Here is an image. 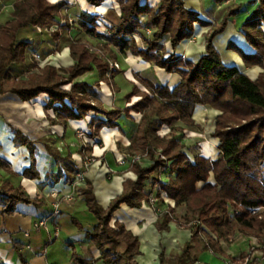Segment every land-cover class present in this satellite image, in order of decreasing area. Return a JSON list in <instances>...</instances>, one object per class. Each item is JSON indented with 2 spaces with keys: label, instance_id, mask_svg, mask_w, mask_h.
I'll return each instance as SVG.
<instances>
[{
  "label": "trees",
  "instance_id": "obj_1",
  "mask_svg": "<svg viewBox=\"0 0 264 264\" xmlns=\"http://www.w3.org/2000/svg\"><path fill=\"white\" fill-rule=\"evenodd\" d=\"M104 1L87 0L94 6ZM114 1L121 9L117 24L108 23L100 14L80 11L78 26L106 41L105 51H93L87 43L70 40L71 54L77 62L69 72L51 64L39 68L34 63L33 67L39 71L33 72L23 68L30 65L29 51L36 50L43 56L53 50L48 44L47 49L34 48L35 41L29 39L34 31L39 35L49 33L51 44H58L67 32L78 27L70 23L69 13L65 12L71 6L67 0H16L12 18L0 27V96L33 102L47 94L49 98L43 106L55 113L54 118H50L51 123L67 130L70 121H85L90 116L88 126L92 131L88 135L93 140L106 128L124 129L123 119L135 122L136 115L144 117L137 125L128 150L133 156L147 153L151 163L134 159L130 166L134 175L123 180L122 191L108 205L101 203L94 181L85 178L87 185L82 189V196L96 223L87 229L73 217L74 224L90 240L88 254L80 256L75 252L74 262L95 264L90 247L96 246L102 252L100 259L106 264H139L137 257L142 254L139 236L120 221L112 225L114 213L123 204L132 208L148 204L160 210L157 226L161 232L174 221L192 230L194 240L203 243L202 251L212 250L232 260L245 261L252 252L237 258L228 255L221 244V240L230 243L241 235L262 241L263 246L257 250L264 256V71L257 79H252L239 67L226 64L215 45V39L245 9L244 5L233 3L220 22L213 24L198 11L189 9L185 0H158L156 4L150 0ZM3 3L0 0V13ZM249 4L254 9L242 23L240 32L256 52H246L235 41H230L228 48L237 52L247 67L264 69V0H251ZM100 24L106 30L101 31ZM197 24L212 27L206 36V52L194 61L179 54L178 48L195 35ZM55 26L58 29L50 31ZM114 50H119V54L131 52L168 76L178 73L181 80L170 87L169 83L157 84L136 72L137 80L147 90L134 82L125 94L126 104L109 109L94 100L95 85L80 78L97 73L100 80L96 86L107 82L114 92H121V88H117V77L124 70L111 68L114 61L107 57ZM135 96L140 98L133 102ZM200 105L221 111L213 133L219 139L218 157L214 160L203 154L192 159L183 150L185 144L179 143L175 136L161 134L164 126L178 120L192 125ZM155 115L160 117L161 124L150 118ZM10 126L15 132L16 144L27 147L30 152L32 164L24 170L23 176L40 178L36 167L37 139L20 127ZM87 148H92L90 143ZM50 152L59 178L64 172L70 178L81 173L72 152L66 156L53 149ZM157 172L168 174L169 181H163L160 176L155 179ZM212 176L214 181H211ZM151 179H155V186L159 187L160 209L153 203L152 193L147 191V181ZM20 182L21 175L0 157V207L4 215L14 214L20 204L45 205L41 197H33ZM190 248L191 245L186 246L182 255L171 256L169 261L208 264L196 260L187 263ZM161 260L165 264L168 258L162 254ZM249 261L246 264H250Z\"/></svg>",
  "mask_w": 264,
  "mask_h": 264
},
{
  "label": "rangeland",
  "instance_id": "obj_2",
  "mask_svg": "<svg viewBox=\"0 0 264 264\" xmlns=\"http://www.w3.org/2000/svg\"><path fill=\"white\" fill-rule=\"evenodd\" d=\"M67 1L70 2L71 6L67 8L65 12L69 13L68 15H69L70 23L74 24L75 26H78L79 13L80 11H82V7L84 6H82L80 0H67ZM4 4L5 3H3V5ZM115 10L118 9L115 8ZM13 12L9 19L12 18ZM225 13L226 12L221 13L216 18V23L220 22V20L223 18V15ZM101 16L110 24L118 23L107 15L105 16L101 15ZM244 18L246 20V17ZM9 19H7L5 22H7ZM237 19L239 20V18ZM100 25H101L100 26L101 31L106 30L102 26V24ZM56 29H58V26L53 27L50 31H55ZM208 30L210 31V29ZM209 31H206L203 34L205 49H206V40H207L206 36ZM39 34L40 33L37 32L36 30L34 31V34H32L31 37L29 38L31 41L33 42L35 41V43H33L32 46L34 48L39 47V49L42 48L47 49L46 44H48L52 47L53 50L49 52L50 54L45 53V55L43 56H41L39 52L36 50L29 51L32 59H30L29 66L23 65L24 71H26L27 69L32 70L31 72L39 71L37 67L36 68L33 67L34 63L38 65L39 68L51 64L58 69H62L63 71L66 72H69V70L71 71L77 62L76 59L72 56L71 48L69 47V43L72 41H80L83 43H87L90 49L93 51H99V52L105 51L106 41L102 40L96 35H92L90 33L85 32V30L79 26L75 27L74 29H71L70 33L67 32L61 38L58 44H51L50 41L51 36L49 33L46 32L43 35L41 34L42 36ZM194 36L191 39L193 43L198 44L200 40L194 38ZM37 44H39V46ZM66 47L70 50L69 56L64 60L58 59L60 54L64 52ZM228 47L227 49H229ZM118 51L119 50H114L113 53H108L107 57L110 58L111 60L113 59L112 61H114L111 62V68H121L124 70L117 77V88L119 86L121 88V92L118 93L114 92V89L107 82H101L100 87L96 86V82L100 80V77L98 76L97 73L88 74L80 78V80L86 79L87 81L95 85L93 90V98L97 103L102 102L105 105V107L109 109L116 106H124L126 104L125 94L132 89L134 82H136L142 90H147L146 87L139 80H137L135 76L136 72L141 73V75L146 78L152 79L157 84L169 83L170 87H173L170 83L171 82L170 78L168 79L163 73V71L156 69L155 67L152 68L150 64L143 65L142 60L143 61L145 60L139 56H135L131 52H128L126 54H121V53L119 54ZM115 52L117 53L115 54ZM220 52L222 53L223 59L225 61L224 53L221 50ZM246 52L255 53L256 50L254 52L253 51L252 52L246 51ZM131 55L137 58L136 63H133L130 60ZM114 57H117L116 61ZM112 63H115V66H112ZM116 63L118 64V66L116 65ZM225 63L232 66L236 65V64H229L226 61ZM256 67H259L260 71L257 72L255 77L250 75L252 79H257L259 74L264 71V69L261 66H256ZM254 68H249V69H254ZM129 73L132 74L134 79L130 77ZM26 76L27 74L24 75V77ZM106 85L110 89L111 100H108L107 94L105 95ZM94 92L96 93V95H94ZM137 98L139 99L140 97L135 96L133 98V102L137 101L138 100ZM36 104L35 102H28L27 104H23L14 96H9V95L0 96V122L4 123V127H5L3 131L10 132L9 131L11 130L10 125H15L17 127L22 128L25 132L31 135L32 138L37 139L38 148L36 150V167L39 173L41 174V177L38 179L25 177V178H21V182H20L22 185H24L27 188L28 192L33 197H36L37 194L39 197L41 195L44 197H49V195L55 193L56 195H60V194L63 195L61 198L62 201L64 198L67 199L68 193L69 195L71 194L73 197L82 196V189L87 185L85 178H89L94 181V184L96 186V192L99 199L104 201L105 204L107 205L116 196L114 195L116 192L122 191L123 180L128 176L134 175L133 172H131L130 170L131 163L134 161V159H140L141 161H143L144 164L151 163V161L147 156V153H142L137 156H133L130 150H128V147L130 146L132 141V137L136 132L137 125L144 118L143 115H138V116L136 115L135 122L123 119L122 123L124 125V129H119L115 135H112L111 144L113 146H107L104 140L103 131L101 132V136L96 140H93L92 138L89 137L88 134L91 133L92 131L88 126L90 117L87 118L86 128L77 127L75 124L72 123V121H70L68 129L65 130L64 127L53 125L51 123L50 118H54L55 116L53 110H47L45 109L44 106L39 108L38 106H36ZM206 107H211V106L206 105ZM220 113L221 111H219V114ZM216 117L217 116H211L210 114L207 113L204 117V120L201 121L194 118L193 116L195 120L192 125H188L185 122L178 120L175 121L170 126H164L161 131V134L163 136L168 135L169 137L175 136L179 143L185 144L186 146L184 147L183 150L192 159H194L195 156L197 155L203 154L214 160L218 157V144H217L218 142L215 140L217 138H215L213 135L216 129ZM150 118L161 124V120L158 115H155ZM43 124L46 125L45 126L46 128L48 127L50 129L45 131L39 130V128L42 127ZM88 143H90V146L92 147L91 149L87 148ZM97 146H100V148L105 149V151L98 152ZM51 149L65 156L69 152H72L73 158L77 162L78 167L84 177L79 178L78 176L79 173L78 174L75 173L73 175L74 178H70L66 174V172H64L63 176L59 178L58 173H54L52 171L54 170L55 162L53 160V157L51 156V152H50ZM111 154H114L116 160L115 165L110 160ZM48 176H51V178H49ZM159 176L163 181H169L170 177L168 174H160L158 172L154 174L155 179L156 178L158 179ZM26 179L36 184L37 187L36 192L32 191L29 188L28 184L26 183ZM155 179H151L147 181V191L149 193H152L153 203L156 205L158 209H160V207H162V204H161V200L158 199L159 187L155 186ZM211 181H214L213 176L211 177ZM59 185H61L62 187L58 188ZM199 185L201 186L202 184L200 183ZM166 202H168V200H165V203ZM159 212L161 211L159 210ZM91 214L92 213L87 208L86 212L82 213L79 216L81 219L87 220L86 215H91ZM253 242H254L253 247L255 248V250L254 251L251 250L252 248L249 249V252L252 253L256 252L259 247L263 246V243L260 240L253 239ZM237 243L241 244V242H237ZM245 246L246 244H244L241 247L244 248ZM252 256L253 254L250 257L252 258Z\"/></svg>",
  "mask_w": 264,
  "mask_h": 264
},
{
  "label": "crops",
  "instance_id": "obj_3",
  "mask_svg": "<svg viewBox=\"0 0 264 264\" xmlns=\"http://www.w3.org/2000/svg\"><path fill=\"white\" fill-rule=\"evenodd\" d=\"M3 1L8 3L10 0ZM15 1H11L13 10H15ZM85 1L87 2V0ZM111 1L113 7L118 9L121 15L118 2ZM157 1L150 0L153 4H156ZM185 1L189 9L198 11L203 19L213 23H216V18L221 13L226 12L233 3H242L245 9L230 21L226 32L231 24L234 25L236 31L240 32V27L245 21L244 17L247 18L254 9V6L249 4L251 0H229L224 3H218L216 0H199L198 6L193 0L192 6H189L188 0ZM80 3L84 6L82 10L92 14L104 15L95 9L104 3L100 6H94L88 2L85 6L82 0H80ZM207 27L211 29V26ZM230 41H235L239 44L234 38H230L226 43V48ZM178 53L189 59L197 60L184 52H180L179 48ZM4 128V123L0 122V157L6 159L13 169L21 175V178H25L23 176L24 170L32 162L30 152L27 147L16 144L15 132L12 129L9 130L10 132H4ZM55 170H57L56 165L52 171L56 173ZM48 177L51 178V176ZM40 197L45 201L44 206L35 207L33 205L20 204L12 215H4L2 207H0V264H76L73 260L75 252L80 256L88 254L90 240L86 238L85 232L80 230L73 222V217L78 218L87 229H91L96 223V219L92 214L86 215L87 220H83L79 216L87 210L84 197L72 196L71 200L64 198L59 214H55L54 195L50 197L41 195ZM100 201L106 205L104 201ZM159 214L160 212L148 204H144L142 208H132L127 204H123L114 213L113 226H115L116 221H120L140 238L142 254L137 257L139 264H162V254H165L166 258H168L165 264H176L170 262L169 257L182 255L185 247L189 245H191V248L187 256V263H193L196 260L198 263L228 264L227 261L232 260L230 257L215 253L212 250L202 251L203 243L194 240L192 230L182 228L174 221L169 224L167 230L161 232L157 226ZM43 217L48 218V225L38 232L35 230V223ZM57 229L60 230L59 234L56 232ZM214 237L216 238V236ZM237 242H241V244ZM221 244L228 255L238 258L242 254H247L249 249L253 247L254 242L252 237L240 235L230 244L223 240H221ZM244 244L246 246L242 248L241 246ZM90 252L96 259L95 264H106L100 259L102 254L100 249L96 246H91ZM154 253H157V257L153 256ZM232 261L238 264L247 263V260L235 259ZM249 263L264 264L263 252L261 250L254 252Z\"/></svg>",
  "mask_w": 264,
  "mask_h": 264
},
{
  "label": "bare ground",
  "instance_id": "obj_4",
  "mask_svg": "<svg viewBox=\"0 0 264 264\" xmlns=\"http://www.w3.org/2000/svg\"><path fill=\"white\" fill-rule=\"evenodd\" d=\"M12 0H10L8 3H5L2 7V12L0 13V26L7 20L10 18L12 12H13V6L11 3ZM53 2H57L58 0H51ZM84 5H87V2L85 0H82ZM195 1L196 5L198 6V1L199 0H193ZM189 2V6H192V0H188ZM112 1L111 0H107L102 6L95 8L98 12L109 16L111 19H113L116 22H119L120 20V13L118 10H115V8L112 5ZM192 4V5H191ZM195 6V5H194ZM208 27L206 26H202L200 24L196 25V33L194 38L199 39L200 42L198 44L193 43L192 39H186L185 41H183L181 43V45L179 46V51L180 52H184L186 54H188L190 57H193L195 59H198L199 57H201V55H203L206 51L205 49V45H204V37L203 34L204 32L208 31ZM230 38H234L239 44L240 46L245 49L246 51H255L254 48L248 43V41L246 40L245 36L236 31L235 27L233 24L230 25L229 30L226 33H223L221 35H219L217 37L216 40V45L217 47L224 53L225 56V61L229 64H236L239 65L242 70L244 72H246L247 74L255 77L257 72L260 71L259 67H256L254 69H249L243 62L241 56L235 52L234 50H230L226 48V43L228 41V39ZM69 49L66 47L64 52L62 54H60L58 59H66L69 56ZM130 60L133 63H136L137 58H135L133 55H131ZM142 60V59H141ZM142 64L143 65H148V62H145L142 60ZM164 73V72H163ZM165 76L167 78H169V76L164 73ZM130 77L134 79V77L132 76L131 73H129ZM170 80H171V85L174 87L180 80V75L178 73L172 74L170 76ZM107 94V98L108 100H111V94H110V89L107 87H105V95ZM110 97V98H109ZM49 96L47 94H43L41 96H39L38 98L35 99V104L36 106H38L39 108H41L45 102L48 100ZM138 99V98H137ZM21 102V101H20ZM23 104H27L28 102H21ZM210 114L211 116H218L219 114V110L215 109L213 107H206L204 105H200L198 106V108L196 109L195 113H194V118L203 121L204 117L206 114ZM90 117V116H89ZM73 124H75L77 127H83L86 128L87 126V120L85 121H72ZM46 125H42V127L39 128V130L45 131V130H49L50 128H46ZM215 127V125H214ZM46 128V129H45ZM118 132V129H110V128H106L103 130V134H104V140L107 146H113L111 144L112 142V135H115ZM219 144V140L215 139ZM115 146V145H114ZM97 150L98 152H103L105 151V149L100 148V146H97ZM201 153V152H200ZM121 154V153H120ZM119 154V155H120ZM110 160L111 162L115 165V157L113 154L110 155ZM117 166V165H116ZM26 183L28 184L29 188L36 192V184L28 179H26ZM62 187L61 185L58 186V188ZM51 189V188H50ZM118 192H116L114 195H116ZM135 213H140L138 211H133ZM120 215V214H119ZM153 256L157 257V253H154ZM152 262V261H151Z\"/></svg>",
  "mask_w": 264,
  "mask_h": 264
},
{
  "label": "built area",
  "instance_id": "obj_5",
  "mask_svg": "<svg viewBox=\"0 0 264 264\" xmlns=\"http://www.w3.org/2000/svg\"><path fill=\"white\" fill-rule=\"evenodd\" d=\"M116 65L118 66L117 63H116ZM112 66H115V63H112ZM78 176H79V178H83L84 177L83 174H82V172L79 173ZM52 195L55 196V201L53 203L54 204V208H55V214H59L60 213L61 203H62L61 198H62L63 195L62 194L56 195L55 193H53V194L49 195V197L52 196ZM67 199L71 200L72 199V195L71 194L69 195V193H68ZM47 225H48V218L43 217V218L39 219L35 223V230L38 231V232H40L43 228L47 227ZM56 232H57V234H59L60 230L57 229ZM251 250L254 251L255 248L252 247ZM250 259H251V257L250 258L248 257L246 260L248 261ZM227 262H228V264H238V263L233 262L232 260H228Z\"/></svg>",
  "mask_w": 264,
  "mask_h": 264
},
{
  "label": "water",
  "instance_id": "obj_6",
  "mask_svg": "<svg viewBox=\"0 0 264 264\" xmlns=\"http://www.w3.org/2000/svg\"><path fill=\"white\" fill-rule=\"evenodd\" d=\"M235 66H237V65H235ZM237 67H239V66H237ZM240 69H241V67H239ZM242 70V69H241ZM243 71V70H242ZM244 72V71H243ZM245 74H247L246 72H244ZM248 76H250L249 74H247ZM252 78V77H251Z\"/></svg>",
  "mask_w": 264,
  "mask_h": 264
}]
</instances>
